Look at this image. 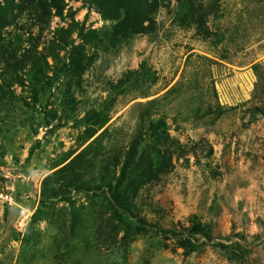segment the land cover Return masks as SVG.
<instances>
[{
	"label": "rangeland",
	"instance_id": "374dc122",
	"mask_svg": "<svg viewBox=\"0 0 264 264\" xmlns=\"http://www.w3.org/2000/svg\"><path fill=\"white\" fill-rule=\"evenodd\" d=\"M152 1L141 0L152 21L139 33L123 25L130 0H0V57L37 51L0 80V170L34 213L21 233L17 209L0 206V264H264V0ZM160 118L172 167L132 194L155 228L114 236L97 200L81 220L83 191L41 208L39 185L83 153L92 178L112 180L106 157L124 159ZM199 223L211 242L192 235Z\"/></svg>",
	"mask_w": 264,
	"mask_h": 264
},
{
	"label": "trees",
	"instance_id": "16d2710c",
	"mask_svg": "<svg viewBox=\"0 0 264 264\" xmlns=\"http://www.w3.org/2000/svg\"><path fill=\"white\" fill-rule=\"evenodd\" d=\"M185 1V0H183ZM186 2H188L186 0ZM157 1L153 0L151 4H147L148 7H153ZM190 4V3H189ZM145 7V5H144ZM123 8V4H121ZM141 0H130L129 6L126 8V18L123 20L124 28L127 24H130L132 28L139 33L148 32V24L151 23V18L141 10ZM118 10H115L117 14ZM133 21H132V20ZM132 21V24L130 23ZM6 22L2 25L6 27ZM126 30V29H125ZM37 53L36 48L29 49L23 54L12 55L9 57L7 54H1L0 57V80L4 79L6 75L17 74L20 70H24L29 62L33 60V54ZM3 64V65H2ZM141 75L146 79H152L155 77V73L149 70L146 64H142ZM133 73H130L126 78H123L116 86L115 92L117 94H123L130 86V80ZM0 91H3V85L0 83ZM151 105L156 106L157 101H151ZM147 108L143 114V118H151L153 115V107ZM198 113H202L201 109H197ZM166 129V122L163 118L151 122L147 138L143 139L140 135V139L133 140L131 143L132 150L128 151L124 159L119 154V149H114V163L110 161V157L105 159V173L112 175V180L107 181L104 174L101 172H95L100 175V179L92 178L93 172H89L82 165V156L75 158L68 166L63 168L57 176L55 174L46 179L43 187L41 188L42 200L41 208L48 207L50 202H53L57 197L65 194L67 191L76 190L83 191L90 197L89 209L80 212L81 220H88V216L93 214L95 202H100L99 209L97 211V219L107 226L110 233H114V236L119 237L122 233V238L129 237L131 232L136 229H144L146 227L156 226L146 222L137 212L134 196L141 187L152 183L167 173L171 167L172 162L170 158L169 149L171 147V139L168 136ZM138 156V157H137ZM139 158V159H138ZM122 162V168L120 174H116L115 168ZM108 163V164H107ZM110 163V164H109ZM114 168V173H111V168ZM143 168V169H142ZM87 171V174L83 172ZM100 194V195H98ZM98 197V198H97ZM51 205V204H50ZM51 218L54 217L55 211L48 212ZM47 213V214H48ZM60 213L61 219L64 220L66 213ZM39 214V213H38ZM83 215H88L84 218ZM34 217V216H33ZM34 218H32V221ZM29 224V226L31 225ZM28 226V228H29ZM198 229L192 231L194 236H204V242H211L207 229L202 223L197 224ZM65 228V224L61 225V229ZM158 230V228H156ZM161 230V229H159ZM167 238L166 231L161 230ZM98 234V233H97ZM98 236H100L98 234ZM227 248H231V256H236L240 260L244 259L243 255H237L236 252L242 250V246L238 247L234 245H223ZM191 250L186 249L188 252Z\"/></svg>",
	"mask_w": 264,
	"mask_h": 264
},
{
	"label": "built area",
	"instance_id": "2783aa9c",
	"mask_svg": "<svg viewBox=\"0 0 264 264\" xmlns=\"http://www.w3.org/2000/svg\"><path fill=\"white\" fill-rule=\"evenodd\" d=\"M2 173V185L0 186V206L1 207H15L17 209V215L15 219V228L19 232H24L28 229L29 224L33 218V209L26 208L17 199L16 194L13 192V187L9 186L8 180L10 173H6L4 168L1 167ZM38 197H41V185L38 187Z\"/></svg>",
	"mask_w": 264,
	"mask_h": 264
}]
</instances>
